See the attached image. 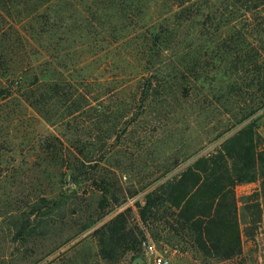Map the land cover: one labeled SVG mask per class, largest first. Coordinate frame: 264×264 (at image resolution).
<instances>
[{
	"label": "trees",
	"instance_id": "16d2710c",
	"mask_svg": "<svg viewBox=\"0 0 264 264\" xmlns=\"http://www.w3.org/2000/svg\"><path fill=\"white\" fill-rule=\"evenodd\" d=\"M149 3L172 10L140 28L137 52L143 56L142 65L132 78L135 91L129 104L106 108L102 97L92 92L98 82L73 76L78 64L72 58L74 52L66 48L70 11L80 14L84 10L88 17L81 24L89 32L90 21L102 27L101 18L112 16V11L129 22L127 27L138 26ZM251 40L259 44L258 50L252 48ZM103 41L87 40V51ZM33 42L39 55L47 57L37 64L28 57ZM246 72L260 92L257 106L249 114L231 113L229 101L241 91L238 79ZM2 81L7 87L0 88V102L12 96L22 98L50 126L71 127L83 116L98 118L104 125L100 138L87 139L86 131L74 126L70 138L51 135L31 146L42 155V163L48 164L40 172L46 183L34 188L31 200L0 203L12 241L25 248L63 225L67 215L83 212L82 204L91 194H99L102 215L120 204L115 174H103L100 165L104 160L97 156L101 147L97 149V144H114L119 128L127 133L131 125L140 127L142 117L154 111L164 117H181L194 109L196 115L231 113L239 125L264 108V0H0V86ZM199 88L211 103L194 105ZM1 108L2 103L0 112ZM227 131L217 135L223 137ZM258 140L252 121L225 138L213 153L195 159L177 177L167 179L170 170L164 171L153 180L143 204H135L140 221L165 222L175 234H186L201 253L224 260L240 254L237 185L260 181L257 202L251 208L259 219L264 216V150H258ZM195 154H183L184 161ZM96 234L101 245L116 242L134 252L140 245L126 213L110 219Z\"/></svg>",
	"mask_w": 264,
	"mask_h": 264
},
{
	"label": "rangeland",
	"instance_id": "374dc122",
	"mask_svg": "<svg viewBox=\"0 0 264 264\" xmlns=\"http://www.w3.org/2000/svg\"><path fill=\"white\" fill-rule=\"evenodd\" d=\"M171 10L169 6L155 3L150 6L149 3V11L147 9L140 15L143 18L139 21L140 25L133 27H127L129 22L118 18L113 11L110 12L112 16L101 18L102 27L92 23L89 16V32H85L84 24H81L87 16L84 10L80 14L70 11L72 19L66 22V48L74 52L72 58L78 64L74 78L79 80L88 76L98 82L93 84L92 92L102 97L106 108L113 110L129 104L130 96L135 91L132 78L137 77L142 65L140 60L143 56L137 52L141 46L140 28H146L153 20L166 16ZM100 31L104 32L103 36L99 35ZM102 38L105 41L87 51V40ZM250 42L252 48L259 49L257 42ZM35 44H31L28 52L33 64L47 59L46 55H39ZM252 76L256 77V73H252ZM250 77V72H246L238 79L241 91L229 101L231 113L249 114L257 106L260 92L253 86L255 81L253 83ZM5 87L7 83L2 81L0 88ZM204 96L210 97L199 88L194 105L211 103L212 100L207 101ZM0 103V171L3 174L0 179V203L31 200L34 188L46 183L40 172L48 164H43L42 155L31 149L34 144L37 146L39 141L51 135L70 138L74 126L86 131L87 139L102 136L104 125L98 118L83 116L70 124L71 127L59 123L50 126L22 98L12 96ZM96 104L99 103H93ZM194 112L181 117H164L154 111L153 115L142 117L140 127L131 125L127 133L122 132L123 127L119 128L114 144H97V149L101 146L97 156L104 160L100 165L101 172L115 174L114 181L120 191V204L107 209L104 215L98 211L99 194H91L82 204L83 212L67 215L63 225L24 248L12 241L0 209V264H148L144 258L143 244L149 240L168 250L172 264H264V216L259 219L251 208L257 202L254 200L255 194L260 192V181L234 188L241 222L240 254L228 260L217 258L213 253H201L186 234H175L165 222L149 220L143 224L139 219L135 204H143L144 196L154 186V179L169 170L165 175L167 179L177 177L195 159L213 153L225 138L249 122L254 121L255 124L259 137L258 150H264V108L239 125L234 124L236 120L231 113L221 116L219 111L213 115H196ZM226 130L229 131L223 137L217 135ZM5 142L11 145H5ZM193 153L196 154L190 160L184 161L183 154ZM175 162L179 165L175 166ZM119 213H126L129 227L135 229L140 242L135 252L116 242L100 244L101 238L96 231ZM101 215L104 217L99 219ZM168 222L176 228L170 219ZM89 223L92 226L85 229Z\"/></svg>",
	"mask_w": 264,
	"mask_h": 264
},
{
	"label": "built area",
	"instance_id": "2783aa9c",
	"mask_svg": "<svg viewBox=\"0 0 264 264\" xmlns=\"http://www.w3.org/2000/svg\"><path fill=\"white\" fill-rule=\"evenodd\" d=\"M144 258L148 264H172V258L167 249L157 246L149 240L144 244Z\"/></svg>",
	"mask_w": 264,
	"mask_h": 264
}]
</instances>
